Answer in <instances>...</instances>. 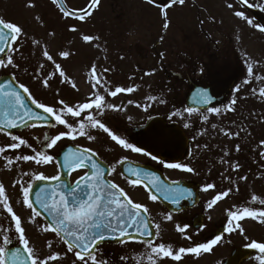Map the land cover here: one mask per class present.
<instances>
[{"label": "snow or ice", "instance_id": "snow-or-ice-1", "mask_svg": "<svg viewBox=\"0 0 264 264\" xmlns=\"http://www.w3.org/2000/svg\"><path fill=\"white\" fill-rule=\"evenodd\" d=\"M153 0H148V3H152ZM179 4L183 5L185 0H178ZM52 3L60 8L63 16L69 17L73 16L80 20H83L85 15H90L91 13L87 10H83L80 13H74L67 10L63 5V0H52ZM177 3V0H171L168 5L171 7L173 4ZM238 3L242 7L252 8L254 5L249 3V0H238ZM99 0H91L89 7L95 8L98 6ZM29 7H33V4H29ZM256 7H261L260 5H255ZM227 7L229 9L233 8L232 3H228ZM264 10V8H261ZM234 15L244 21H246L250 26L258 28V30L264 33V26L256 25L252 19H249L245 12L242 10L234 11ZM39 19V17H37ZM164 27H168V23L165 22ZM71 31H76L75 27L70 28ZM24 35L23 30L20 26L5 22L0 18V53H9L8 58L5 60L4 57L0 56V69L17 68L14 63L13 53L17 52L13 45L19 42V39ZM51 35V33L49 34ZM93 39H98V37H92L88 35L83 36L85 42H91ZM35 45H39L38 41H33ZM62 57H68L69 53L67 51L61 52ZM43 56L48 61H52L53 58L47 52L43 51ZM44 65H40L42 70ZM55 69L59 72L60 77H64L65 73L60 71V65H55ZM107 72V69L104 70ZM91 72L96 75L95 83L92 84L93 88L97 86L105 87V82L96 73V65L93 64ZM252 66H248V73L252 74ZM52 77L49 76V79ZM245 83H248L245 80ZM45 87H48V80L43 82ZM17 88L22 89L23 93L28 94L29 89L23 84L15 85V78L7 81L0 82V131L3 129L17 128L21 125L24 127H29L27 120L35 119H48V116L52 115L55 111L52 107H46L44 104L37 102L31 95L27 96V99L31 101V104L35 105L37 109H43V112L47 115L41 116L39 113H34L32 108L25 102L26 97L21 95V92ZM238 90V89H237ZM105 91L108 89L105 87ZM135 88L128 87H116L115 91H111L108 94L111 96H116L118 93L128 92L132 93ZM255 91V90H254ZM259 94L264 97V88L259 89ZM197 102L201 105H208L212 99L205 90L198 89ZM90 99L93 100L92 103H84L73 107L64 106L63 110L56 114L54 117L55 122L50 123L49 127L55 128L58 125L63 126L67 129L66 132H61L54 137H46L50 139L47 143V149H52L58 141L63 138H68L70 140L77 139L80 137H87L88 140H94L95 137L90 134L88 129L102 130L106 133L112 141L118 146L129 149L132 152L141 153L144 156H149L150 153L143 151L140 147L134 146L132 143L127 142L125 139L120 138L118 135L114 134L105 123L101 122L100 119L89 114L86 117L87 123L80 122L78 126H73L69 123L67 118L71 116L72 118H78L81 113L85 110L95 108L98 116H103L105 108H114L112 105H105V97L101 95H95ZM163 103V101H160ZM63 105V101L60 102ZM129 103H132L129 101ZM236 101L232 100L230 105L226 110H232L231 106L235 105ZM119 110V109H114ZM187 113L192 114L197 111L195 108H187ZM210 113L220 114V109L215 107L207 108ZM205 121L208 120L207 116H204ZM185 128L189 127L186 123ZM213 128L216 125H212ZM229 135V133H225ZM238 135V134H237ZM11 143L8 147L12 150L20 149L23 147H30L28 142L16 135L11 136ZM18 141V142H17ZM264 145V141L261 142ZM240 150V146H236V151ZM6 148L0 147V156H3ZM225 155H228L225 153ZM96 153L89 148H81L79 145L76 147L68 148L63 154V168L69 173L79 168H87L88 171L84 175L80 176L75 183L70 181H65L61 176L47 177L43 174L33 175L31 179L33 181H46L53 180L58 181L57 184H49L45 186L33 185V183H24L16 181V184H20L23 203L24 206L32 210V217L30 222H35L36 217H39L41 213L36 210L31 200V194H35V204L39 205L41 209L47 214V220L45 226L41 228L43 232H52L58 238V240L66 246L67 253H72L75 257L73 264H106L103 259H97V253L101 248V245L106 241L112 240L119 244H125L128 241H138L146 245L150 252L146 253L149 264H156L157 259L171 258L173 261H180L183 255L191 254L193 256H199L202 253H210L213 247L218 244L221 240V236H216L204 243L196 244L193 247H180L177 250H173L171 245H165L164 243H159L154 246V242L151 239L153 235L156 237L160 236V225L153 223L151 217L149 216L148 208L142 204L134 203L131 198L120 189L118 185L112 183L107 179L105 171L102 169L101 164L98 163L94 157ZM260 156L264 158V152L260 153ZM6 160L5 167L10 168L14 163L23 162H34L37 165H48L55 163V156L48 155L44 151L35 152V155H16L13 157H4ZM151 159L156 161L158 158L155 155H151ZM120 163H123L121 161ZM159 163L163 164L164 167L169 169H179L188 173L195 174V169L181 163H165L160 160ZM233 170L239 168L238 164L232 165ZM114 171V169H112ZM133 179L130 183L133 186L142 183L141 177L147 180L153 188L157 189L163 194L165 200L170 201L172 204L179 205L182 199H187L192 196L191 191L186 188L180 187L179 182L172 181L171 184H167L159 179L155 173L147 172L142 169H137L134 167H128L125 169ZM110 174V173H109ZM28 176L29 173H24ZM242 180H246L247 177H240ZM214 188V185L208 184L203 190L207 191ZM229 191H224L216 195L207 207L211 209L218 201L222 200L224 197L229 195ZM150 200L155 201L157 197L155 195L149 194ZM258 200L256 195H252L249 203H254ZM261 204H264V199L259 200ZM6 211L10 216V221L14 222V234L18 238V243L20 246L13 245L11 223L8 228L0 229L3 232L2 244H0V264H51L61 260V254L59 252L54 254H49L42 258L40 252L34 247L30 246L29 240L26 238L25 230L22 226L21 218L13 212L12 207L9 205L7 197L5 195V189L3 185H0V212ZM229 224L231 225L233 221H242L245 218H251L256 220L258 217L262 218L261 223H264V210L256 211L252 210L250 207H243L237 211H229ZM165 220L171 221V213L164 216ZM185 227H180L177 225L178 232H184ZM135 228L136 235L130 232V229ZM239 228L241 233L243 229L237 223L234 227H227L226 232H233ZM155 229V233L151 230ZM139 238H145L140 239ZM191 239V237H186ZM9 245H13L9 248ZM48 247L51 249L53 243L48 242ZM248 247L259 249L264 253V243H257L252 241L249 243ZM66 255V253H65ZM125 259L121 257V260ZM264 264V261H262Z\"/></svg>", "mask_w": 264, "mask_h": 264}, {"label": "rangeland", "instance_id": "rangeland-1", "mask_svg": "<svg viewBox=\"0 0 264 264\" xmlns=\"http://www.w3.org/2000/svg\"><path fill=\"white\" fill-rule=\"evenodd\" d=\"M72 0H67L69 3ZM51 2V1H50ZM87 0L84 2L81 1V4H85ZM106 2H100L102 5H99L95 8L94 11H99L94 13L93 16L100 14L101 8L100 6H103L106 10L105 14L109 17H113L115 14H118L120 12L119 7H107ZM121 2H118L117 4L121 5ZM234 6H238V4L234 1H232ZM33 4V7H29V4ZM253 4V3H252ZM79 5H75L78 7ZM255 5H260L261 7H256V11H259L264 16V10H261V8H264V2L261 0H256ZM106 6V7H105ZM0 10L2 13L7 11L10 13V15L7 18V22L14 23L18 26H20L23 30L24 35L19 39V42L15 44L16 46H19L20 40L21 45L24 47H30L26 48L30 50H26L25 53H22V68L20 67L21 72H24L27 76L26 80H21L25 85L27 83L32 82V78H36L35 83L32 85H29L33 87L34 93L37 91L36 87L38 88L43 87V82L39 84V79L46 78L44 76L43 71L44 68L41 70L40 65H45V60L42 56V53L40 51L46 50V47L49 45H54L55 43L60 44V41L64 42V51H67L69 53L68 57H62L58 53L56 54L54 52V48L51 51L50 56H52L53 60L48 61L46 60V68L49 70V68L53 71L55 68V65H60V70L62 71V68L64 66V69H72L70 72L72 77H75L76 82L78 84H82V81L85 84L84 91L83 92H90V88L92 87V82L90 79H88V76L83 72L84 68L86 69L87 73L88 70L84 63L89 64L91 67L93 64L96 65V73L99 74V76L104 79H108V71L105 72L106 69L104 65H102L104 61V55L107 53V48L105 44H100L98 42V39H93L91 42H85L83 40L84 35L97 37V31L94 29L86 30L82 27L81 24L78 23H64L62 22V16L59 13V11L51 5L47 0H32V2H22L21 0H12L8 4L0 5ZM220 12H219V11ZM231 11V9L225 8L221 3H218L216 6V9L212 6H208L203 10V16H205L204 21L207 19L209 20L208 23H212L213 21H217V24H219L218 28H214L211 30V37L213 40H215L217 43L223 42L224 47L229 48V54L230 57H233L234 54L237 55V50H240L236 46V36L231 31L230 27L227 25H222L221 22L223 21L222 18H227L231 23L239 24V28H241L243 33L242 43H240V46L242 50L243 58L242 62L245 66V73L244 78L242 79L243 82L241 86L235 87V92H238L241 89H244L243 94L239 96L235 101V105H233L234 108H237V110L240 112L238 114L237 118H234V122H229L230 126H233V128L228 127L227 129H224L222 125V121L225 119L226 112L220 113V115L216 117H212L211 113L207 115L208 112L203 113L201 116H207L208 120L204 121L206 123H202L198 120V126H200L202 133L199 134V136H202L206 141L200 139L199 144V152L198 155L201 158L202 161H199L197 164L198 168H205V178L207 179L206 184L204 183L205 187L208 184L214 185V188L209 189L207 191L203 192V198H211L212 199L224 192L229 191V195L227 197H224L222 200L218 201L211 209L207 207V213L208 218L213 221L214 223H220L222 225H225L227 227L231 226L234 227L238 223L240 225V228L243 229V233H241L239 228H236L233 232H226L224 235L221 236V240L218 242L217 245L213 247L214 251L213 253H217L214 258L215 260H218V258H221L225 256L229 252V248L226 251L227 248V241L226 240H246L243 242V246H248L249 243L252 241H255L257 243H264V223H261L260 220L262 218H257L256 220H253L251 218H245L242 221H233L232 224H229V217L228 212L229 211H237L239 209H242L243 207H250L252 210L261 211L264 210V207H261V205H255L254 203H249L251 200L252 195H256L258 199H264V172L261 173L257 168H259V158H262L260 155L261 152H264V145L261 144L262 141H259L258 143L253 144V149L245 146L241 147V137L240 133L242 131H236L237 127H247L249 123H253V121L256 119V117L260 120V122H264V97H262L259 94V89L264 88V33L260 32L258 28H254L250 26L246 21H241L240 18L236 17L235 15L228 14ZM46 13H50L48 18H44V15ZM114 13V14H113ZM136 14V19L138 18V13L133 11L131 15ZM8 15V14H5ZM247 16V15H246ZM39 17V19H37ZM51 17V18H49ZM249 19H251L249 16H247ZM43 19V20H42ZM220 19V20H219ZM140 20V19H139ZM222 20V21H221ZM256 25H259L256 21H253ZM216 24V23H215ZM196 24L191 25V29L194 30ZM77 26V27H76ZM75 27L76 31H71L70 28ZM81 31H79V28ZM153 26L149 25L148 23L144 22L142 24V28L140 33L142 35H148L150 31H152ZM222 35H221V33ZM194 32V31H193ZM210 31H206L208 33ZM51 33V35H49ZM111 33V31H110ZM192 34V32H191ZM198 36V33L195 34V37ZM60 40V41H59ZM202 41V39H199ZM33 41H38L39 45H35ZM208 45L210 44V41H207ZM113 44L118 46L119 48H124V45H121L119 43H116L113 41ZM200 47V46H199ZM201 51L205 52L206 48H202L201 45ZM39 49V50H38ZM38 51V52H36ZM112 51V50H111ZM19 53V50H18ZM113 51L112 54L113 55ZM83 56L81 57V55ZM206 54V52H205ZM241 55V56H242ZM146 58V57H145ZM147 59V58H146ZM42 60V61H41ZM203 60L207 62L206 55H204ZM110 66L109 67H115L113 65V61L110 58ZM238 62L241 64L240 59L238 58ZM151 63V61H148V64ZM78 64H80L78 66ZM135 64V59L130 60V64H127L128 70L131 72L129 74H132L133 72V66ZM251 65L253 72L252 74L248 73V66ZM108 66V64H107ZM151 66V65H149ZM232 68L236 67V63L231 66ZM204 69L203 66L199 67ZM125 70L122 66L115 67L114 74L118 77V74H121V71ZM40 73L43 74V76L40 75ZM56 75H59L58 73H53ZM69 75V74H68ZM90 75V74H89ZM95 75V74H94ZM96 76V75H95ZM150 76V75H147ZM192 78H196L198 76L196 72H193L192 75H190ZM165 79H167L165 77ZM245 80L248 81V83H245ZM23 84V85H24ZM124 84V83H123ZM24 85V86H25ZM122 83H119L116 85V87L121 86ZM180 85V82H176L174 79H167L166 86L173 90L180 91L182 87H178ZM246 85V87H245ZM28 86V85H27ZM115 87V88H116ZM245 87V88H244ZM114 88V90H115ZM113 89V88H112ZM112 89L108 90L107 92L103 93V96L109 95L108 92H111ZM238 89V90H237ZM255 90V91H254ZM96 92V91H95ZM36 94H40L39 92ZM43 94V93H42ZM111 96V95H110ZM232 96V98H233ZM116 98V97H115ZM43 100V99H42ZM54 101V109L53 116L55 117L56 114H58L62 111V108L59 106L57 107V99ZM60 100V99H58ZM39 102V101H38ZM160 100H157V102L153 105H155L154 109L157 108L158 103ZM176 102H181L179 100H176ZM41 103V102H39ZM57 103V104H56ZM137 104H141L142 101L136 102ZM60 104V102H59ZM66 104H63V108ZM175 105V102L173 100L167 99L164 101L163 106L167 108V111L170 107H173ZM177 113H174V116L184 118L185 113L180 109L176 108ZM153 110V109H151ZM57 111V112H56ZM137 113H140L139 110ZM96 115H98L96 113ZM106 116H110V114L107 112ZM85 123V121H83ZM118 124V121L116 120L115 125ZM212 125H216L215 128L212 127ZM227 125V124H224ZM58 125L55 128H52L53 137L56 134L60 133ZM43 131V129H42ZM90 134L94 135V129H88ZM225 133H229V135H225ZM238 134V135H237ZM23 136V135H21ZM37 136H40V134H37ZM23 138V137H21ZM24 139V138H23ZM75 139L72 140L75 143H78L83 146L91 145L89 147L94 148L97 145L90 143L91 141L94 142V140L87 141V140H79ZM89 143V144H88ZM240 146V150L236 151V146ZM33 146L36 152L42 151L41 150V143L35 141L34 139H31L30 141V147ZM88 147V146H87ZM24 147H21V150H23ZM99 153L101 152V148H97ZM48 150H54V149H48ZM258 152V154L256 153ZM222 152H224L223 155ZM227 153L228 155H225ZM254 153V155H253ZM131 154L136 156L134 152L131 151ZM259 157V158H256ZM255 157V158H254ZM252 161L254 164H252ZM23 162V161H22ZM24 163V162H23ZM18 165V162L14 163ZM238 164L239 168L236 170H233L232 165ZM257 166V168H256ZM0 171H4L3 169H0ZM257 172V173H256ZM13 174L12 172H9ZM6 175V174H4ZM14 175V174H13ZM257 176V177H256ZM240 177H247L246 180L240 179ZM260 180V182H259ZM225 181L226 183H223ZM250 195V196H249ZM22 196V194H21ZM247 196V197H244ZM260 204V203H259ZM27 212V213H25ZM30 214V215H29ZM25 220V223H22V226L25 230V235L28 240H48L51 241L54 236L51 234V232H43L41 231V228L45 226L41 218L36 217V221L30 222V218L32 217V212L29 210H25L23 214H21ZM31 216V217H30ZM175 218V217H174ZM172 218L171 221L167 223L168 226H171L174 228V223L176 220ZM7 223L4 222L3 225H0L1 229L6 225ZM28 224H31L29 226ZM3 226V227H2ZM7 228V227H5ZM170 229L173 234V229ZM31 229V230H30ZM187 234L192 235L193 237L199 236V234H196L193 232L192 229L186 230ZM12 236H17L14 234V229H12V232L9 233ZM174 235H178V233H174ZM174 235L173 240H174ZM0 236H3V232H0ZM48 236V237H46ZM191 237V236H188ZM195 240H197L195 238ZM18 241V240H17ZM52 242V241H51ZM0 243H2V239H0ZM158 245L156 242H154V246ZM240 245V244H239ZM40 247V246H39ZM122 251H125L126 254H131L132 257V263H136L137 261L132 256L133 254L139 255L144 260V264H149V261L147 259L146 253L150 252L149 250L142 249L143 247H139V244L136 243H130L126 244L123 247ZM256 264H262V261H264V253H262L259 249H256ZM56 252H59L65 260L69 263L71 262V257L69 255H65V249L63 246L59 245V247L55 250ZM139 251V252H138ZM211 257V256H208ZM128 258V257H127ZM125 260V259H124ZM254 261V260H252ZM161 259L156 260V264H161ZM120 263L122 264V260H120ZM131 261L128 263L130 264ZM255 263V261H254ZM64 264V263H62Z\"/></svg>", "mask_w": 264, "mask_h": 264}, {"label": "flooded vegetation", "instance_id": "flooded-vegetation-1", "mask_svg": "<svg viewBox=\"0 0 264 264\" xmlns=\"http://www.w3.org/2000/svg\"><path fill=\"white\" fill-rule=\"evenodd\" d=\"M213 66L214 65L211 64V67L212 68H213ZM226 69H227V71H226ZM226 69L223 66H221L219 63H216L215 64V69L212 72V76H207L205 73H203L200 76V78H198V82H195V83H197L198 85H201V86H207V87H209L210 88V91H211V94L214 97L219 98V96H221V97L226 96V94L228 93L227 90H228L229 84L235 82L236 81V78L238 76L237 75V72L234 73L233 71H229V68L228 67ZM3 73H5L3 71V69H0V76ZM26 129H28V128H26ZM26 129H24L23 131H26ZM49 129H50V127H48V130L45 131V133H44L45 144L50 142V139H46V137H52V134L49 131ZM190 133H192V132H190ZM0 134L7 135V134H4L2 132H0ZM13 135H16L17 136L16 133L13 134ZM7 136H12V135H7ZM191 136H192L191 134L188 135L189 139H190ZM1 144H2V141L0 140V147H1ZM103 151H104L105 154H108V155H112L113 154V150L110 149V148H108V147H103ZM186 156L187 157L189 156V160H188L189 162L186 163L185 165L194 168L195 169V172H196L194 159H192V156L190 154H188ZM50 167H51V165H50ZM195 174L189 173V175H191V176H195ZM189 181L196 182L195 180H189ZM0 185H3V187L5 189V195L7 197V200H14L17 203V205H20L21 195L20 194L18 195L16 193V191L14 190V184H13V182L12 183H8V182H4V181H2L0 179ZM18 186H19V184L17 185V187ZM16 190L18 191L17 188H16ZM141 192H142V190H139V189L138 190H135L136 196H138L139 194H141ZM3 213H6V211H3ZM169 213H171V212L165 210V215H167ZM184 213H187V215L185 216V222H189L190 219H193V217L196 216L197 214H199L200 212L192 209V210H188V211L182 212L180 214H175V215L181 216ZM171 215H174V214L171 213ZM162 217L163 216L160 214L157 217V219H161ZM201 243H204V242H201ZM113 251H115L114 248L111 249L109 247H105L104 249H102L98 253V255L101 256L104 261H106V264H120L118 262V259L115 261V263L112 262V261L109 262L110 257L113 254ZM122 257L125 258L124 264H128L130 261H131L130 264H133L132 263V257L130 255H128L126 253H122Z\"/></svg>", "mask_w": 264, "mask_h": 264}, {"label": "water", "instance_id": "water-1", "mask_svg": "<svg viewBox=\"0 0 264 264\" xmlns=\"http://www.w3.org/2000/svg\"><path fill=\"white\" fill-rule=\"evenodd\" d=\"M167 142L166 141H163V142H161V144H166ZM151 147H155V148H158V147H160L159 146V144L158 143H156V142H153V143H151ZM151 147H149L150 148V150H151ZM152 149H154V148H152ZM169 149V147H166L164 150L166 151V150H168Z\"/></svg>", "mask_w": 264, "mask_h": 264}]
</instances>
